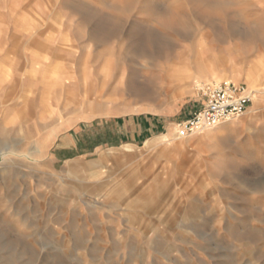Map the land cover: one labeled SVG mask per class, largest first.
<instances>
[{"label": "rangeland", "instance_id": "obj_1", "mask_svg": "<svg viewBox=\"0 0 264 264\" xmlns=\"http://www.w3.org/2000/svg\"><path fill=\"white\" fill-rule=\"evenodd\" d=\"M0 264H264V0H0Z\"/></svg>", "mask_w": 264, "mask_h": 264}, {"label": "built area", "instance_id": "obj_2", "mask_svg": "<svg viewBox=\"0 0 264 264\" xmlns=\"http://www.w3.org/2000/svg\"><path fill=\"white\" fill-rule=\"evenodd\" d=\"M201 107L177 124L180 136L195 135L242 117L251 106L255 92L231 82L200 87Z\"/></svg>", "mask_w": 264, "mask_h": 264}, {"label": "bare ground", "instance_id": "obj_3", "mask_svg": "<svg viewBox=\"0 0 264 264\" xmlns=\"http://www.w3.org/2000/svg\"><path fill=\"white\" fill-rule=\"evenodd\" d=\"M228 24H230V25H227L228 27H229V30H228V34H230L231 36H234V35H236V34H239L238 32H237V30L235 29V25L234 24H232V23H228ZM208 25H213L212 23H209ZM215 28V27H214ZM171 30H172V32H169L170 34H172V35H174V36H182V37H185V38H187L188 36H189V34H190V32H189V34H188V32H186V31H181V30H177V29H175V28H170ZM188 29V28H187ZM165 31V33L167 34V31H166V29L164 30ZM20 32V31H19ZM168 33V34H169ZM219 35V34H218ZM226 36L227 35H224L223 37H225L226 38ZM34 39V38H33ZM156 43V42H155ZM7 51V50H6ZM34 69V68H33ZM2 70V69H1ZM14 71H15V68L13 69ZM3 71V70H2ZM17 72V71H16ZM20 73V72H19ZM12 78V77H11ZM25 83V82H24ZM8 84V83H7ZM10 85V84H9ZM257 88V87H256ZM16 98V97H15ZM21 98V97H20ZM19 98V99H20ZM254 100L255 99H253V102H254ZM17 102V101H16Z\"/></svg>", "mask_w": 264, "mask_h": 264}, {"label": "crops", "instance_id": "obj_4", "mask_svg": "<svg viewBox=\"0 0 264 264\" xmlns=\"http://www.w3.org/2000/svg\"><path fill=\"white\" fill-rule=\"evenodd\" d=\"M127 148H129V147H127Z\"/></svg>", "mask_w": 264, "mask_h": 264}]
</instances>
